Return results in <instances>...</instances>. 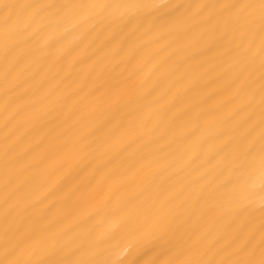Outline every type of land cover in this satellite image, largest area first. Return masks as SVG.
Masks as SVG:
<instances>
[{
  "label": "bare ground",
  "instance_id": "1",
  "mask_svg": "<svg viewBox=\"0 0 264 264\" xmlns=\"http://www.w3.org/2000/svg\"><path fill=\"white\" fill-rule=\"evenodd\" d=\"M0 264H264V0H0Z\"/></svg>",
  "mask_w": 264,
  "mask_h": 264
}]
</instances>
